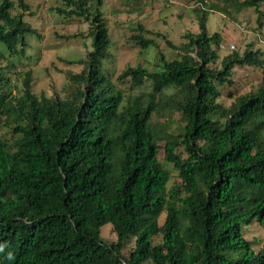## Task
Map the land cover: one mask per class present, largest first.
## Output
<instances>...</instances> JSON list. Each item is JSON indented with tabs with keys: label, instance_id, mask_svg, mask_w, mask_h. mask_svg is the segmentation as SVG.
I'll list each match as a JSON object with an SVG mask.
<instances>
[{
	"label": "trees",
	"instance_id": "obj_1",
	"mask_svg": "<svg viewBox=\"0 0 264 264\" xmlns=\"http://www.w3.org/2000/svg\"><path fill=\"white\" fill-rule=\"evenodd\" d=\"M95 1L93 11L89 0L58 8L89 18L93 29L68 96H38L29 76L12 93L0 50V264H264V245L245 236L254 225L264 229V84L228 105L217 99L235 65L264 66L260 50L249 44L218 61L219 36L208 33L200 10L199 30L185 34L179 57L119 73L134 88L152 81L150 91L128 93L102 69L110 36ZM262 1L223 0L220 8L252 7L262 25ZM12 7L0 0V45L15 55L25 34H39ZM140 31L132 38L146 46ZM169 86L175 92L158 103L155 94ZM157 106L178 111L176 133L151 123ZM161 139L180 178L170 187ZM105 223L114 241L101 236Z\"/></svg>",
	"mask_w": 264,
	"mask_h": 264
},
{
	"label": "rangeland",
	"instance_id": "obj_2",
	"mask_svg": "<svg viewBox=\"0 0 264 264\" xmlns=\"http://www.w3.org/2000/svg\"><path fill=\"white\" fill-rule=\"evenodd\" d=\"M29 5L28 10L19 6V0H12L10 15L21 14L24 21L32 26L39 36L25 34L22 51L10 55L3 46L4 52L1 64L5 65L12 93L22 87L23 80L29 76L32 92L38 96H68L74 90L71 74L84 68L86 55L91 49L93 29L89 18L83 16H68L59 13L58 8H69L64 0H23ZM90 11L97 6L95 0H89ZM223 0H100L98 6L108 28L110 44L103 64L112 83L120 89L133 94L145 93L151 90L152 81L146 79L139 88H134L131 81L119 79V73L128 66H143L148 70H157L160 57L171 60L179 57L183 51L180 44L185 41L186 33L198 32V12L206 11V25L209 34L216 33L219 38L217 45L212 46L218 54V61L232 50L242 52L249 44L253 50H260L264 62V0L261 2V23L257 20V12L252 7L236 10L232 2L225 4L226 11L221 10ZM138 26L142 27L140 31ZM141 32L146 46H142L132 38ZM234 48H230V45ZM217 66H220L218 63ZM231 82L217 84L219 102L228 105L236 96L253 90L264 84V66L233 67ZM175 87L164 88L163 93L155 94L158 103L167 100L168 95L175 92ZM153 114L151 123H160L162 130L176 133L183 123L179 122L178 111L167 106ZM167 121H172L170 126ZM4 136L12 140L8 129L3 128ZM158 142L160 151L158 158L169 171L167 186L180 182L177 171L164 160L163 144ZM179 152L186 155L180 148ZM162 221V215L159 222ZM101 236L108 241L116 239L109 223L101 226ZM248 239L258 238L255 248L264 245V229L254 225ZM155 241L160 236L154 237ZM133 248L131 240L126 241L123 254L127 256Z\"/></svg>",
	"mask_w": 264,
	"mask_h": 264
},
{
	"label": "built area",
	"instance_id": "obj_3",
	"mask_svg": "<svg viewBox=\"0 0 264 264\" xmlns=\"http://www.w3.org/2000/svg\"><path fill=\"white\" fill-rule=\"evenodd\" d=\"M229 47L232 49V48H234V45L232 44V45H230Z\"/></svg>",
	"mask_w": 264,
	"mask_h": 264
},
{
	"label": "clouds",
	"instance_id": "obj_4",
	"mask_svg": "<svg viewBox=\"0 0 264 264\" xmlns=\"http://www.w3.org/2000/svg\"><path fill=\"white\" fill-rule=\"evenodd\" d=\"M138 66V65H137ZM143 67V66H142ZM145 68V67H144ZM147 69V68H146Z\"/></svg>",
	"mask_w": 264,
	"mask_h": 264
}]
</instances>
